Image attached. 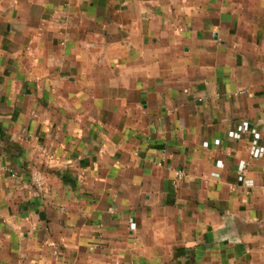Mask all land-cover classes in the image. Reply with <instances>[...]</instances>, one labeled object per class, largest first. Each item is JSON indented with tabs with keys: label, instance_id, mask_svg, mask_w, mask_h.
Wrapping results in <instances>:
<instances>
[{
	"label": "crops",
	"instance_id": "1",
	"mask_svg": "<svg viewBox=\"0 0 264 264\" xmlns=\"http://www.w3.org/2000/svg\"><path fill=\"white\" fill-rule=\"evenodd\" d=\"M256 134L264 0H0V264H264Z\"/></svg>",
	"mask_w": 264,
	"mask_h": 264
},
{
	"label": "built area",
	"instance_id": "2",
	"mask_svg": "<svg viewBox=\"0 0 264 264\" xmlns=\"http://www.w3.org/2000/svg\"><path fill=\"white\" fill-rule=\"evenodd\" d=\"M249 131H250L249 126L247 124H243V125H240L235 131L231 132L229 136L232 139L239 140V139H241V136L243 134H246ZM259 139H260V135L256 134L254 137L253 145L251 146V152H252V155L254 158H260L264 153V147L259 144ZM218 143H219V141H217V144ZM245 170H246V165H242L241 166V172L244 173ZM177 178H179V179L182 178V173L179 172L177 174ZM243 179H244L243 176H241L240 180H243ZM32 182L38 188H43L45 185V179L41 175V173H39L38 171H35L32 173ZM131 228L135 229L136 224L132 223ZM116 264H119V263H116Z\"/></svg>",
	"mask_w": 264,
	"mask_h": 264
}]
</instances>
